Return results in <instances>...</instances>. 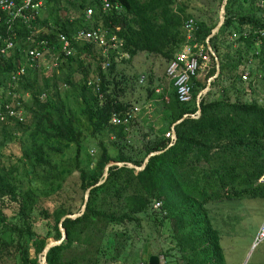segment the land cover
Returning <instances> with one entry per match:
<instances>
[{
    "label": "trees",
    "instance_id": "obj_1",
    "mask_svg": "<svg viewBox=\"0 0 264 264\" xmlns=\"http://www.w3.org/2000/svg\"><path fill=\"white\" fill-rule=\"evenodd\" d=\"M107 1L120 5L122 10L112 8L104 13L103 0H43L36 20L39 31L33 35L35 41H46L56 47L60 34L71 41L80 29H101L107 37H114L120 49L118 55L110 51L107 59L94 44L72 42L73 54L60 56L57 63L75 64L82 81L76 84L67 74L61 79L63 90L57 84V73L62 67L56 63L47 77L44 74L39 77L26 55L31 45L27 38L30 29L13 27L17 33L15 47L0 59V110L5 112L10 104L12 109H22L24 119L0 121V264H39L48 238L61 239L59 223L66 238L48 250L45 264H100L103 257L116 263L129 246L128 226L140 227L142 221L152 222L158 228L157 233L161 231L159 228L166 229L169 250L175 259L168 262L167 252L149 251L145 247L146 258H141L144 264L151 255L164 256L167 264H228L219 229L224 221L213 219L209 206L231 201H264V183L259 182L264 176V102L255 96L259 85L264 92V76L258 78L255 73L264 68V35H243L246 31H264L263 12L257 8L259 0H227L223 24L209 39L218 60L217 76L215 58L207 52V69L191 81V103H179L171 85L173 94L162 97L165 133L184 115L188 116L174 126L172 145L170 138L144 120L154 138L146 140L140 158L131 150L126 151L127 130L133 122L127 127L109 124L113 113L123 114L132 106L110 92V86L115 84L110 78L116 71V59L127 62L143 53L170 62L185 41L182 25L190 18L188 0ZM87 9L92 10L89 18ZM196 22V41L206 46V38L217 22L202 19ZM6 30L2 19L1 45L2 39L9 37ZM233 32L238 37L231 41ZM36 48L44 51L45 45ZM21 64L25 74L14 84L11 77ZM249 65L256 69L243 81ZM90 73L93 79L98 77L96 82L89 81ZM210 78H213L210 88L200 97V114L196 116L197 95ZM67 91L80 99L87 124L93 129L91 135H107L117 151L114 150V157L110 156L100 142L88 170L79 171L81 206L74 209L68 201L52 200L50 210L39 205L50 194L45 191L37 194L38 188L23 191L15 183L16 168L5 166L1 159L5 153L1 149L15 141L20 151L18 161L28 165L27 175L35 173L42 148L52 138L74 143L80 150L77 129L66 107ZM5 93L8 100H4ZM14 94L17 96L12 98ZM41 134L43 140L37 146ZM24 136L28 139L26 143L22 141ZM153 152L161 153L148 158L141 171L125 166L109 167L105 182L90 190L84 213L61 222L64 216L80 212L84 193L103 179L104 169L111 161L140 167ZM154 203L160 204L157 210H153ZM9 207H15L11 217L4 212ZM38 208L49 229L44 236L32 229L31 219Z\"/></svg>",
    "mask_w": 264,
    "mask_h": 264
},
{
    "label": "rangeland",
    "instance_id": "obj_2",
    "mask_svg": "<svg viewBox=\"0 0 264 264\" xmlns=\"http://www.w3.org/2000/svg\"><path fill=\"white\" fill-rule=\"evenodd\" d=\"M190 3H194L196 6L193 9L194 11L190 14L187 11L190 17L196 20L202 19V21L208 23L210 21L218 22V14L222 4L219 0H190ZM81 44L83 43H80V45ZM58 54L59 53L51 54L53 60H57ZM49 61L48 55L44 53L39 68H37L39 77L42 74H44V77L48 76L51 70L50 67H53V64L56 62ZM116 61V71L110 78L115 84L110 86V92H113L116 97L129 106H142L147 102L150 103V100L156 99L154 107H150L154 114L145 115V121L151 124V120H154L159 127L157 131L165 136L167 127L163 122L164 110L162 106V97L173 94L172 88L171 86L168 87L165 85L162 93L155 96V93L152 94L154 88L150 85V82L152 83L151 78L154 74L161 76V79L165 78L164 72L167 61L161 57L143 53H140L131 61L120 62L121 60L117 59ZM57 65L62 67V71L57 73V84L61 90L65 88L62 85L61 79L67 74H70V80L76 84L82 81V74L75 64L65 65L63 62H58ZM88 77L90 78L89 81L96 82L98 80L97 76L93 79L91 73ZM142 77L144 79L143 82L140 83L139 81ZM262 88L263 86L259 85L255 92V96H257L259 102H264V92L261 90ZM16 96V94L13 95V97ZM4 100H8L7 93L4 94ZM25 100H27L26 97ZM65 100L68 114L73 120L74 127L77 129L78 143L81 146L80 150L74 143L52 138L48 141L47 145L42 148L41 155L39 156L41 161L39 160L37 162L39 165L36 167L35 173L27 175L26 170H28V165L18 161L20 151L16 142L13 141L7 148L1 149L6 156H2L1 158L5 162V166L9 167L13 165L16 168V171L13 172L15 183L23 191H26L28 188H38L39 191L37 194H41L42 191L50 194L49 198L41 200L39 204L43 208L48 206L50 210L53 207L51 203L52 200H59L62 203H67L68 201L72 204L74 209L81 206L82 191L79 188V171L88 170V165L94 161L98 154L97 147L100 142L107 147L111 154L110 156L114 157L115 151H117V149H115L116 145L111 143L107 135L102 134L96 135L95 137L91 135L93 129L87 124L85 111L82 109L81 101L76 97L75 93L67 91ZM151 116L152 119H148V117ZM21 118L23 120L24 116L21 115ZM148 127L149 126L143 122L140 124V120L138 119L133 122L132 127H128V141L126 143L128 148L126 151L131 150L137 154L136 158L141 157L140 150L143 148L146 140L148 138H154L153 132L150 131ZM27 140L26 136L22 139L24 143H26ZM42 140L43 135L41 134L36 140V145H40ZM9 155H11V157ZM30 182L34 183L30 184ZM14 208L15 207L5 208L4 212L7 217H11L12 214H14ZM39 208L32 216V229L37 235L44 236L49 229L47 228L46 220L39 214ZM209 212L211 217L217 222L219 219L224 221L219 229L221 246L228 264H264V239L258 242L255 240L257 231L260 226L264 224V201L254 199L212 204L209 206ZM14 221H16V219H14ZM159 229H161V231L157 233L156 230H158V228H154L153 223L150 221H142L140 227L129 225V246L124 250L120 257V261L113 263L103 257V259L99 261L100 264H141L143 263L141 258H146L145 253H143L145 247H147L149 251L162 250L163 252H167L166 258L168 262H174L175 259H173L172 255L173 251L169 250L170 244L167 231L166 229ZM53 240L54 239L51 237L48 238V242ZM29 254L30 256L33 254L32 248L30 247ZM159 258L163 259L165 264H167V260L164 256H160Z\"/></svg>",
    "mask_w": 264,
    "mask_h": 264
},
{
    "label": "built area",
    "instance_id": "obj_3",
    "mask_svg": "<svg viewBox=\"0 0 264 264\" xmlns=\"http://www.w3.org/2000/svg\"><path fill=\"white\" fill-rule=\"evenodd\" d=\"M43 0H0V22L2 19L5 20V25L7 26V33L9 37L2 39L4 45L0 44V59L5 56L6 52L15 47L14 40L16 39V31L13 29L25 27L30 29V35L27 37L30 42V47L26 51L27 60L31 65H34L36 68H39L40 61L42 59V55L45 53L48 55L49 62H55L53 66L56 65L57 60L60 56H70L74 52V46L72 42L76 44L80 43H90L94 44L96 48H98L103 55L109 59L110 51H115L116 55L120 53V49L118 48V44L115 42L114 37H107V33L101 29H80L78 30L71 41L65 35H58V45L55 47L50 45L46 41L37 42L33 39V35L38 33L39 29L36 25V20L40 16V8L43 4ZM114 8L116 11H121L122 8L120 5H112L107 0H103V12L110 11ZM257 8L263 12L264 17V0H259L257 4ZM92 14L91 9H87L86 18H89ZM197 22L193 17L188 18L183 22L182 29L185 36L184 44L181 46V49L174 55L173 59L167 63L165 69V77L171 82L175 92L176 97L179 103L181 104H189L192 102V79H196L202 76V74L207 69V65L209 63V58L207 55L208 49L202 43L196 41L195 33L197 30ZM259 36L264 35L263 30L257 31H246L243 33L245 37L249 35ZM238 37L237 33L233 32L230 36V40L234 41ZM206 44V41H205ZM37 45H45L44 51L38 50L36 48ZM52 46V47H50ZM57 60H53L51 54H56ZM210 53V52H209ZM211 54V53H210ZM212 55V54H211ZM108 67V64L105 63V67ZM254 66H250L245 69L242 80L246 81L251 72L255 71ZM258 78L264 76V68L260 71H255ZM25 74L24 65H20L18 69L13 73L11 79L14 81V84L18 80L20 76ZM143 77L140 79V83L143 82ZM213 78L208 79L211 81ZM207 81V83H208ZM95 84V83H94ZM90 85V84H88ZM96 93H98V89H95ZM101 95L99 96V98ZM14 98V97H12ZM150 104H143L142 106H131L128 110H126L123 114L113 113L110 116L109 124L113 126H129L131 122L136 121L139 118L144 117L145 115H149L151 113ZM6 111L2 112L0 110V121H6L8 119H14L15 121H22L21 115H23L22 109H12L10 108V104L5 107ZM196 115V113H195ZM192 115V116H195ZM166 138H170L172 145L174 141V133L171 130H168L165 133ZM259 182L264 183V176L260 179ZM160 207L159 203L153 204V210H157ZM264 239V224L260 226L256 241H260ZM144 264V263H141ZM158 264H165L163 259L159 258Z\"/></svg>",
    "mask_w": 264,
    "mask_h": 264
},
{
    "label": "water",
    "instance_id": "obj_4",
    "mask_svg": "<svg viewBox=\"0 0 264 264\" xmlns=\"http://www.w3.org/2000/svg\"><path fill=\"white\" fill-rule=\"evenodd\" d=\"M226 3H227V0H222V4H221V7H220V12H219V17H218V22L216 24V26L211 30V33L210 35L206 38V47L208 49V51L212 54V56L215 58V62H216V73H215V76H217L218 74V60L214 54V52L212 51L211 49V46L209 44V39L215 34L217 33V31L220 29V27L222 26L223 24V21H224V9H225V6H226ZM210 88V81H208L205 89L201 92H199V94L197 95V100H196V104H197V112H196V116H198L200 114V108H199V102H200V97L206 93ZM188 115H184L179 121L175 122L173 125H172V131L174 133V141H175V132H174V126L176 124H178L180 121H182L184 118H186ZM173 141V142H174ZM161 152H153V153H150L144 160L142 166L140 167H137L133 164H130V163H121V162H110L104 169V173H103V179L100 180L97 184H95L94 186H91L90 188H88L86 190V192L84 193V199H83V206L80 210L79 213H75V214H72V215H66L64 216L62 219H61V222L64 221L65 219H76L77 217L81 216L84 211H85V208H86V202H87V199H88V196H89V193H90V190L93 189L94 187L96 186H99L101 184H103L108 176V168L111 167V166H119V167H127V168H130V169H134L136 171H141L144 166L146 165L147 161H148V158H150L151 156L153 155H156V154H159ZM59 228H60V232H61V239L60 240H53V241H50L47 243V245L44 247L43 251H42V257H41V260L39 262V264H45L46 263V254L48 252V250L53 247V246H56V245H59L65 238H66V231L65 229L62 227L61 223H59ZM159 263V258L158 256H155V255H151L149 256L148 258V261H147V264H158Z\"/></svg>",
    "mask_w": 264,
    "mask_h": 264
},
{
    "label": "crops",
    "instance_id": "obj_5",
    "mask_svg": "<svg viewBox=\"0 0 264 264\" xmlns=\"http://www.w3.org/2000/svg\"><path fill=\"white\" fill-rule=\"evenodd\" d=\"M188 4V13L190 14L191 12H193L194 10V7H196L194 5V3H190V0H188L187 2ZM198 5V4H197ZM218 17H219V14H218ZM166 69V68H165ZM152 71V70H151ZM163 75V74H162ZM165 75V73H164ZM161 76H157L156 74H154V76L151 78L152 80V83L150 82V85H152V87L154 88V93H155V96L159 95L162 93L163 91V88L165 85H167L168 87L171 86V83L170 81L165 77L163 79L160 78ZM169 84V85H168ZM156 101V99H153V100H150V103L147 102L146 104H150L152 106V108L154 107V102ZM151 115L154 114V112L151 111L150 113ZM149 114V115H150ZM148 119H152V116L151 117H148ZM145 120V116L144 117H141L140 118V124H142V122ZM152 123H153V126L156 130H158V124H156V122L154 120H151ZM171 130V129H170Z\"/></svg>",
    "mask_w": 264,
    "mask_h": 264
}]
</instances>
